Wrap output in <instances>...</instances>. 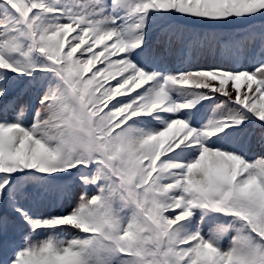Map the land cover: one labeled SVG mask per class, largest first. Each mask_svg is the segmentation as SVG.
I'll return each mask as SVG.
<instances>
[{"label":"snow or ice","instance_id":"1","mask_svg":"<svg viewBox=\"0 0 264 264\" xmlns=\"http://www.w3.org/2000/svg\"><path fill=\"white\" fill-rule=\"evenodd\" d=\"M254 142L264 0H0V264H264Z\"/></svg>","mask_w":264,"mask_h":264},{"label":"trees","instance_id":"2","mask_svg":"<svg viewBox=\"0 0 264 264\" xmlns=\"http://www.w3.org/2000/svg\"><path fill=\"white\" fill-rule=\"evenodd\" d=\"M103 59V58H101ZM97 67H100L101 65L99 64V62L97 63L96 65ZM114 83V82H113ZM264 152V148H262L259 143L257 142H254V147L252 149V151L249 152V155L252 156V157H256L258 156L260 153Z\"/></svg>","mask_w":264,"mask_h":264}]
</instances>
